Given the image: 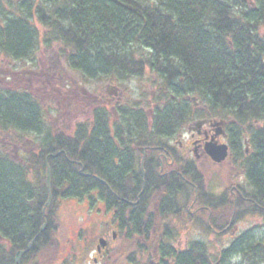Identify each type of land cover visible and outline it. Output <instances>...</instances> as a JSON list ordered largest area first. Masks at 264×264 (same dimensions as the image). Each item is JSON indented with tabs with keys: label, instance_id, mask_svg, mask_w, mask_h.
<instances>
[{
	"label": "trees",
	"instance_id": "1",
	"mask_svg": "<svg viewBox=\"0 0 264 264\" xmlns=\"http://www.w3.org/2000/svg\"><path fill=\"white\" fill-rule=\"evenodd\" d=\"M41 36L46 45L59 42L67 64L89 80L124 83L148 67L157 84L147 102L149 111L136 103L117 104L115 120L98 106L92 109L93 123L82 121L72 128L51 125L30 91L0 84V236L7 241L0 244V264H13L17 250L31 239L22 261L53 264L64 252L56 240L59 203L91 199L93 193L123 240L116 257L107 259L135 264V253L151 245L138 239L174 229L166 219L169 209L144 204L187 203L194 191L176 174L180 181L174 184L161 176L148 183L146 156L145 187L139 195L137 145L150 143L151 129L163 139L199 116L227 121L231 152L245 173L250 188L245 195L252 201L242 207L244 200H238L234 220L244 212L264 215L255 206L264 208V0H0V59L34 61ZM29 135L35 150L23 156H13L3 145L21 149ZM47 166L52 201L43 214ZM175 167L185 174L181 165ZM207 187L203 180L197 182V202L205 199L201 194ZM227 212L228 219L232 210ZM204 230L210 232V227L204 224ZM253 231H242L216 253L206 241H192L188 252L177 253L155 240L153 248L143 251L144 264H171V254L173 264H264V236L256 243ZM166 250L170 255L160 258Z\"/></svg>",
	"mask_w": 264,
	"mask_h": 264
},
{
	"label": "rangeland",
	"instance_id": "2",
	"mask_svg": "<svg viewBox=\"0 0 264 264\" xmlns=\"http://www.w3.org/2000/svg\"><path fill=\"white\" fill-rule=\"evenodd\" d=\"M39 29L42 35L44 29L41 27ZM60 47V43L54 40L46 45L41 36L34 61L1 58L0 84L8 89L30 91L40 101L48 121L54 127L66 128L68 126L72 128L76 123L82 121L91 124V110L98 106H104L110 112L111 119H115V116L118 115L117 112L115 113L117 104L131 106L136 103L146 111L150 110L147 102L155 93L157 80L148 67L142 76L132 78L124 83L104 78L89 80L67 64ZM114 91L116 95H113ZM31 138L30 135L25 138L21 149L13 144L3 145L7 146V151L13 156H23L24 152L35 150L31 143L32 145L36 144L34 138ZM202 170L205 175L211 177L209 184L210 187H213L212 189L216 188V185L226 184L227 170L224 167L205 164V168ZM215 174L218 176L213 179ZM246 185L245 187H248ZM92 195L94 196L91 199L90 197H85V200L66 199L59 203L57 215L61 226L56 240L60 247L64 248V252L53 264H92V249L98 244V238L106 235L107 239H110L112 231H117V227L111 222L109 212L105 211L95 193ZM261 219L257 215L246 217L240 215L237 225L241 231L253 228L259 232L263 229L264 232V220ZM177 224L179 225L178 232L183 237L199 235L206 241L213 253H216L220 246L228 245L231 240L228 235L214 238L212 233L197 225L188 229L182 227L179 221ZM180 234L178 235L180 236ZM213 238L214 240H211ZM209 243L215 245H209ZM120 248L119 242L110 243L107 246V251L104 250L103 253L107 252V256L113 258L116 257ZM146 260L140 253H135V264H144L147 262ZM30 262L31 259L27 262L22 261L21 264H30ZM103 262L101 261V263ZM116 263L133 264L123 258ZM104 264H111V262L105 260Z\"/></svg>",
	"mask_w": 264,
	"mask_h": 264
},
{
	"label": "flooded vegetation",
	"instance_id": "3",
	"mask_svg": "<svg viewBox=\"0 0 264 264\" xmlns=\"http://www.w3.org/2000/svg\"><path fill=\"white\" fill-rule=\"evenodd\" d=\"M115 92V91H114ZM116 95V92L113 94ZM193 105L196 107L197 104L194 102ZM92 114V110H91ZM117 115V114H116ZM115 119L117 117L115 116ZM195 120L194 122H192ZM191 120V122L186 123L175 135L176 138L172 137H164L161 142L155 140L154 138L151 139L150 143L144 144V145H137V150L141 151L142 148L144 149V154L148 156V176L147 180L148 183L151 185L159 180L157 177H165V180L167 183L174 184L179 179H175L174 175L176 173L172 172L174 170V164L178 163L181 165L184 170L185 174L181 175V172H177L178 177L181 179L182 182L188 184L189 186H193V197L190 200V202L187 203H163L158 205H150V204H144L146 207H159V208H165L169 209L170 212L166 214V219H170V222L172 221L174 231H172L171 234H164V235H150L146 238H149L144 240V237L142 239H138L139 242L143 243H150L151 245H147L144 247V249L140 250L138 253L141 254V256L144 258L146 257L145 254H143V251L150 247L153 248V245L151 242L157 240L158 243L162 244H169L172 248V251H175L177 253H186L190 249V242L192 241H198V242H204V239L201 238L199 235H193L189 237V235H185L184 237L178 232L179 231V225L177 222L179 221L180 225L185 228H192L193 226H199L201 228H204V224H207L210 227V233L214 235V238L216 236H229L230 242L235 240L240 236L242 233L241 230L238 228V220L234 218L236 217V212L234 213V210H236L237 202L238 200L243 201L244 203H241L240 205L242 207H249L251 205L252 198L245 195L249 191V187H245L246 184V177L243 169L239 168L238 165H236L237 162V156H234L231 152L232 146H231V134L229 132L227 122L223 121L220 124L216 123V120L213 117H206V116H199L195 119ZM197 122H200L197 123ZM91 123H93V118L91 120ZM149 127H151V124H148ZM154 130H150L148 133H150V136H154ZM243 142H246L244 140ZM227 145V157L220 161L215 162L213 161L210 153L208 152L209 149L213 147H217L221 144ZM245 152H248V149L245 150ZM159 161V169L156 167V162ZM176 161V163H175ZM205 164L208 166H220V168L224 167L227 170L226 175V184L220 186L216 185V188L212 189L213 187H210L209 184L210 176L205 175L203 172V168H205ZM192 167L195 170H192ZM174 174V175H173ZM176 174V175H177ZM221 174V173H220ZM218 174L213 175V179L217 177ZM141 177L145 176V171L143 167L141 168ZM177 180V181H176ZM203 180L205 183L208 184V190L201 194V196H205V199H203L201 202H197V196H198V189H197V182ZM141 183V191L139 192V195L143 193L145 183ZM207 194L212 195L213 197H210L214 200V202H210L207 200ZM133 205H137V201L131 202ZM256 208H259L260 210H264V208L260 207L255 203ZM227 209L232 210L230 213L229 218ZM221 210H226L225 214H220ZM182 211V212H181ZM179 213V214H178ZM111 215V214H110ZM259 216L263 220L264 215L260 213H249L244 212L242 216ZM180 217V218H179ZM258 218V217H257ZM112 222V219H111ZM115 227H117V223H113ZM223 225L222 228L218 229L212 226L215 225ZM155 225V224H154ZM180 226V227H181ZM118 230V227H117ZM117 231H112L110 235V239H107V236L105 237L101 236L105 240V245H99L96 244L95 248L92 249V256L91 261L92 264H104L105 260L107 259V252L104 254V250L107 251V246L110 243H120L121 248L123 245V240L117 235ZM254 232V231H253ZM252 232V233H253ZM180 234V236L178 235ZM254 239H258L261 236H264V232L255 231L254 233ZM139 237V236H137ZM217 237V238H218ZM151 238V240H150ZM213 238V239H214ZM211 239V240H213ZM261 240H255L254 242L259 243ZM229 242V244H230ZM0 243L1 245L5 243L7 244L6 240H4L0 236ZM122 244V245H121ZM158 247L161 248L159 245ZM119 249V251L121 250ZM254 248H257V246L254 245ZM155 249H157V245L155 246ZM194 252V249L192 250ZM160 256V258H164V256H169V252L166 250ZM257 254V253H256ZM99 257V258H98ZM203 258V257H202ZM201 258V260H202ZM257 258V257H256ZM14 259V258H13ZM105 259V260H104ZM100 262H99V261ZM170 263H174V258L171 256L169 257ZM90 261V260H89ZM101 261H104L101 263ZM148 261V259L146 260ZM259 261V260H256ZM255 264H260L259 262H255Z\"/></svg>",
	"mask_w": 264,
	"mask_h": 264
},
{
	"label": "water",
	"instance_id": "4",
	"mask_svg": "<svg viewBox=\"0 0 264 264\" xmlns=\"http://www.w3.org/2000/svg\"><path fill=\"white\" fill-rule=\"evenodd\" d=\"M221 121H218L217 124H219ZM200 124V122H197ZM208 152L210 153L211 157L213 158L214 161H221L223 159H225V157L227 156V145L225 144H221L217 147H213L211 149L208 150ZM97 178V177H96ZM102 183H105L103 180H101ZM46 188L48 190V198L47 201L45 203V207L43 208V212H45L46 208H48L50 206L51 203V192H50V169L47 166V170H46ZM45 223L41 226V229L43 230L45 228ZM31 243L30 242L27 247L23 250H20L16 253L15 258H14V263L15 264H19L20 260H21V256L28 250L31 248ZM99 244L104 246L105 245V240L103 238L99 239Z\"/></svg>",
	"mask_w": 264,
	"mask_h": 264
},
{
	"label": "bare ground",
	"instance_id": "5",
	"mask_svg": "<svg viewBox=\"0 0 264 264\" xmlns=\"http://www.w3.org/2000/svg\"><path fill=\"white\" fill-rule=\"evenodd\" d=\"M176 134V133H175ZM172 135V136H170V137H172V138H176V135ZM152 137H154V139L155 140H159L160 142H161V138L160 139H157L156 138V134H154V136H152ZM158 141V142H159ZM136 154H137V157H140V165H141V168L143 167V164H144V160H145V158H146V154H144V149L142 148V150L141 151H138V150H136ZM174 166V170H172V172H174V173H176L177 174V172H181V171H176L175 170V164L173 165ZM156 167H157V169H159L158 167H159V161H157L156 162ZM178 175V174H177ZM181 175H182V172H181ZM97 177V176H96ZM98 179H100V180H103L102 178H100V177H97ZM142 178V184H144L145 183V178L144 177H141ZM104 182H106L105 180H103ZM118 199L119 200H122V201H124L125 203H127L128 202V200L127 199H125L124 197H121V196H118ZM170 202H174V201H169V203ZM46 226V225H45ZM30 242H28V244H29ZM27 244V245H28ZM31 246H32V243H31Z\"/></svg>",
	"mask_w": 264,
	"mask_h": 264
}]
</instances>
